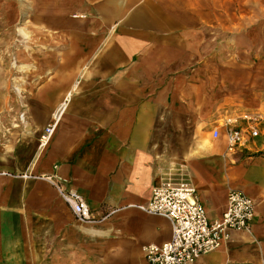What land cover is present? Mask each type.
<instances>
[{
	"label": "crops",
	"instance_id": "crops-1",
	"mask_svg": "<svg viewBox=\"0 0 264 264\" xmlns=\"http://www.w3.org/2000/svg\"><path fill=\"white\" fill-rule=\"evenodd\" d=\"M29 3L0 0V42L20 13L57 35L40 68L20 71L33 94L29 116H18L26 128L0 138V264H148L145 246L167 242L172 229L137 207L165 177L189 181L210 222L230 189L254 203L249 231L231 232L198 264H264V121L251 137L254 124L240 118L264 115V0ZM227 30L260 36L240 50ZM13 88L0 65V94ZM11 102L0 97V110ZM228 117L244 136L233 151ZM55 185L82 195L96 222L77 221Z\"/></svg>",
	"mask_w": 264,
	"mask_h": 264
},
{
	"label": "built area",
	"instance_id": "built-area-1",
	"mask_svg": "<svg viewBox=\"0 0 264 264\" xmlns=\"http://www.w3.org/2000/svg\"><path fill=\"white\" fill-rule=\"evenodd\" d=\"M241 119L252 122L249 135L256 137V123L264 121V115L243 114ZM227 126V148L235 150L244 142V136L236 128L233 117L225 119ZM56 123L48 125L40 137V145H46L52 136ZM213 138L219 130H212ZM59 197L70 208L80 223H94L96 219L86 200L75 190H64L55 185ZM149 215L167 219L171 224L170 240L161 244L145 246V259L148 264H198L200 257L217 250L227 241L231 232L249 231L254 219V203L242 191L230 189L226 198V209L222 217L210 222L204 206L199 201L195 187L185 179L165 177L151 189L146 204L137 207Z\"/></svg>",
	"mask_w": 264,
	"mask_h": 264
},
{
	"label": "rangeland",
	"instance_id": "rangeland-1",
	"mask_svg": "<svg viewBox=\"0 0 264 264\" xmlns=\"http://www.w3.org/2000/svg\"><path fill=\"white\" fill-rule=\"evenodd\" d=\"M30 0H17V4L22 7V10L25 9V5H29ZM243 1V0H241ZM244 7H239V17L238 19L243 20L245 17L246 12ZM25 12V11H24ZM22 16V17H21ZM83 17V15H72V18L78 19ZM165 16H163V19ZM236 20V15L226 13V21H233ZM26 18V14H19L18 21L15 25H12L9 30H4L2 35V40L0 42V52L2 55V61L0 63L2 69V85L3 87H7L10 85H15L17 82V86L21 87L20 92H16L14 90L9 94L2 93L0 97H6L10 99L12 104L7 107V109L0 110V138L5 142V140L9 139V136L14 134L16 130H20V128H26L20 121L18 116L21 113L25 114V118L29 116L28 110V102L31 101L33 96L32 93H27L25 90L27 79L22 77L23 75L20 72L24 70L27 65H29V69L36 70L37 68L41 67V63L39 61V55H41L42 51L49 50V43H54L52 37H56L57 31H53L49 33L46 30L41 29L38 27L37 24H32ZM24 22L26 24H24ZM28 23V24H27ZM28 26V27H27ZM231 32V33H229ZM49 33V34H48ZM233 33L235 31H228L226 34L227 43L230 41L233 42ZM236 35L234 36L235 39L239 37L237 43H239L240 50L249 46L246 39L249 41L251 40V34L256 38L257 35L260 36L259 31L253 30H241L236 31ZM257 34V35H256ZM51 35V36H50ZM241 36V40H240ZM253 38V39H255ZM260 38V37H259ZM252 39V40H253ZM257 39V38H256ZM234 45V44H233ZM132 49V47H130ZM31 53L34 56L33 61L26 62L25 55L27 53ZM241 65V64H240ZM18 71V72H17ZM30 80V79H28ZM33 85V84H31ZM34 118L39 116L37 111H34ZM23 125V126H22ZM50 125V124H49Z\"/></svg>",
	"mask_w": 264,
	"mask_h": 264
},
{
	"label": "bare ground",
	"instance_id": "bare-ground-1",
	"mask_svg": "<svg viewBox=\"0 0 264 264\" xmlns=\"http://www.w3.org/2000/svg\"><path fill=\"white\" fill-rule=\"evenodd\" d=\"M56 118H57V116H56Z\"/></svg>",
	"mask_w": 264,
	"mask_h": 264
}]
</instances>
